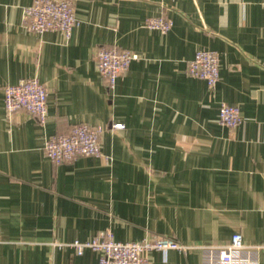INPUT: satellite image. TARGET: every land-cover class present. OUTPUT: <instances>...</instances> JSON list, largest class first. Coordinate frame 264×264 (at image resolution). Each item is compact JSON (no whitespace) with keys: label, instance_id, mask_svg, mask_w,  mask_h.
<instances>
[{"label":"crops","instance_id":"obj_1","mask_svg":"<svg viewBox=\"0 0 264 264\" xmlns=\"http://www.w3.org/2000/svg\"><path fill=\"white\" fill-rule=\"evenodd\" d=\"M33 1L0 0V264H97V251L68 244L104 231L187 245L237 232L250 264H264V0H72L69 38L27 29ZM158 16L167 33L145 26ZM100 48L136 55L113 88ZM199 49L218 54L213 88L187 74ZM30 77L48 92L43 122L5 112L3 88ZM221 103L239 108L238 125L218 121ZM77 124L103 127L101 154L52 163L45 142ZM146 256L202 264L199 248Z\"/></svg>","mask_w":264,"mask_h":264},{"label":"built area","instance_id":"obj_2","mask_svg":"<svg viewBox=\"0 0 264 264\" xmlns=\"http://www.w3.org/2000/svg\"><path fill=\"white\" fill-rule=\"evenodd\" d=\"M24 21L28 30L41 33L48 30H61L69 38L80 21L74 13L72 0H34L24 9ZM149 29L167 33L171 20L164 16L149 17L145 20ZM136 55L127 49L100 48L96 52V69L105 80L108 88H113L116 79L124 73ZM187 74L203 79L213 88L219 79V57L215 51L199 49L187 62ZM4 107L8 117L17 110H25L40 122L46 119L47 89L36 77L20 79L15 84L6 85ZM240 110L237 106L221 103L218 121L235 127L240 123ZM111 129H123V123H111ZM103 127L77 124L63 134L50 137L44 144V154L52 163L61 164L77 157L99 156V137ZM63 246V244H58ZM77 255L89 248L99 253L97 264H150L147 253L156 250L166 252L174 249L186 252L192 248L201 250L202 264H250L244 253L247 246L240 233H233L226 244L187 245L168 237H157L142 241H115L110 232H100L87 241L75 240L68 244Z\"/></svg>","mask_w":264,"mask_h":264}]
</instances>
